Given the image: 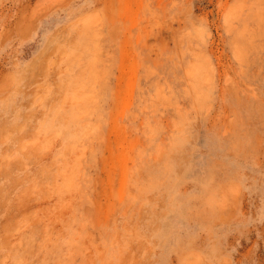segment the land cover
I'll return each instance as SVG.
<instances>
[{"label":"rangeland","instance_id":"rangeland-1","mask_svg":"<svg viewBox=\"0 0 264 264\" xmlns=\"http://www.w3.org/2000/svg\"><path fill=\"white\" fill-rule=\"evenodd\" d=\"M0 264H264V0H0Z\"/></svg>","mask_w":264,"mask_h":264}]
</instances>
